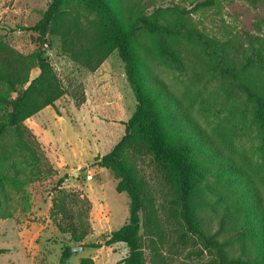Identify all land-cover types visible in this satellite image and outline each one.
Listing matches in <instances>:
<instances>
[{
    "label": "trees",
    "instance_id": "trees-1",
    "mask_svg": "<svg viewBox=\"0 0 264 264\" xmlns=\"http://www.w3.org/2000/svg\"><path fill=\"white\" fill-rule=\"evenodd\" d=\"M226 1L229 0H197L190 10L160 8L146 15L140 8V0H51L41 21L32 28L39 33L34 52H18L5 41L6 36L0 35V221L14 218L16 209L11 196L22 194L27 199L26 188L34 181L29 169L44 164V149L26 122L46 108H55L56 102L68 94L45 56L47 36L53 33L61 38L63 52L91 73L118 52L137 100L136 111L126 123L125 136L110 153L96 161L100 168L111 169L120 177L117 190L127 193L132 203L130 222L105 242L86 248L124 243L129 255L123 264H147L141 240L146 183L126 157L129 150L141 146L166 169L167 180L177 190L186 227L182 237L199 236L207 249L215 252L216 258L205 264H264V196L257 186L249 189L239 180L245 175L243 162L250 157L243 155L238 161L227 158L219 153L218 145L200 143L194 132L189 133V139L179 134L176 116L174 121L164 120L163 105L151 91V85L163 84L144 76V54L136 46L142 35L161 37L163 40L157 43L160 58L170 68L181 71L187 69L186 59L193 48H198L208 59L210 70L230 78L238 86L247 104L240 114V138L248 140L256 157L257 167L250 173L254 176L259 172L257 178L262 187L264 81L255 73L264 71V40L250 34L244 42L216 40L187 23L192 15ZM247 1L254 7L264 3V0ZM35 69L40 74L31 79ZM165 99L168 100L166 95ZM84 102L82 98L78 106ZM21 155L27 158L26 166L17 162ZM211 177L217 181L206 187L207 192L216 197L214 204L223 210L215 234L193 204L198 189ZM65 180L66 177L58 182L51 219L61 232L70 233L73 242L80 245L92 233V202L81 191L60 190ZM220 185L225 186L224 192ZM151 247L152 264H169L161 255L158 241ZM71 248L64 250L60 264L72 258ZM79 264L96 263L92 258H83Z\"/></svg>",
    "mask_w": 264,
    "mask_h": 264
},
{
    "label": "rangeland",
    "instance_id": "rangeland-1",
    "mask_svg": "<svg viewBox=\"0 0 264 264\" xmlns=\"http://www.w3.org/2000/svg\"><path fill=\"white\" fill-rule=\"evenodd\" d=\"M196 2L140 0L139 5L150 15L160 8L190 10ZM50 3L51 0H0V35L6 36L5 41L18 52H34L39 33L32 28L41 21ZM187 23L216 40L244 42L249 34L264 40V3L254 7L247 0H229L192 15ZM160 39L142 35L136 46L144 54V76L163 84L151 85V91L163 105L164 120L171 122L176 116L179 134L189 139V133L194 132V138L200 143L218 145L219 153L227 158L238 161L240 156L250 157L243 162L245 175L239 180L249 189L257 186L264 196V186H259L257 178L259 172L254 176L250 173L257 167L254 166L256 157L248 140L240 138V114L247 107L244 93L230 78L210 70L208 59L198 48L192 47L185 71L170 68L160 58L157 47L158 41L163 40ZM47 42L45 56L68 94L56 102L55 108L49 107L26 122L41 143L45 160L40 168L29 169L34 181L26 188L27 199L22 194L11 196L16 209L14 218L0 221V264H60L64 250L77 246L72 235L61 232L51 219V208L59 190L57 185L64 177L60 190L81 191L92 202V233L82 244L105 242L130 222L132 203L127 193L117 190L120 177L96 164L98 158L110 153L125 136L126 123L137 108L125 63L116 52L97 72L91 73L63 52L59 36L50 33ZM39 74V69L33 70L31 79ZM255 75L264 81V71ZM82 98L85 102L78 106ZM126 157L146 183L141 240L147 264H152L151 246L157 241L161 255L169 264H205L214 260L215 252L207 249L201 237H182L186 233L182 203L177 190L167 180L166 169L141 146L129 150ZM17 162L26 166L28 161L21 155ZM89 174L93 175L92 181L86 178ZM216 181L214 177L205 181L193 201L197 214L205 217L206 226L214 234L219 229L223 210L214 204L216 197L206 187ZM220 188L222 192L226 190L223 185ZM128 255L129 248L124 243L87 247L75 253L66 264H79L83 258H92L96 264H123Z\"/></svg>",
    "mask_w": 264,
    "mask_h": 264
},
{
    "label": "water",
    "instance_id": "water-1",
    "mask_svg": "<svg viewBox=\"0 0 264 264\" xmlns=\"http://www.w3.org/2000/svg\"><path fill=\"white\" fill-rule=\"evenodd\" d=\"M78 174V172H76ZM86 249V246L84 244L77 245L75 247L71 248V253L74 255L77 252L84 251Z\"/></svg>",
    "mask_w": 264,
    "mask_h": 264
},
{
    "label": "built area",
    "instance_id": "built-area-1",
    "mask_svg": "<svg viewBox=\"0 0 264 264\" xmlns=\"http://www.w3.org/2000/svg\"><path fill=\"white\" fill-rule=\"evenodd\" d=\"M87 180L88 181H92L93 180V175L89 174L86 176Z\"/></svg>",
    "mask_w": 264,
    "mask_h": 264
},
{
    "label": "crops",
    "instance_id": "crops-1",
    "mask_svg": "<svg viewBox=\"0 0 264 264\" xmlns=\"http://www.w3.org/2000/svg\"><path fill=\"white\" fill-rule=\"evenodd\" d=\"M47 109V108H46ZM44 111V110H43Z\"/></svg>",
    "mask_w": 264,
    "mask_h": 264
}]
</instances>
